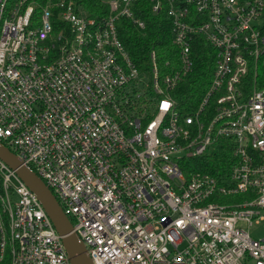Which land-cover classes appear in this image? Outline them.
<instances>
[{"label": "built area", "instance_id": "obj_1", "mask_svg": "<svg viewBox=\"0 0 264 264\" xmlns=\"http://www.w3.org/2000/svg\"><path fill=\"white\" fill-rule=\"evenodd\" d=\"M140 0H0V143L58 199L93 264H264V0H149L164 11L180 68L156 52L140 71L118 22L141 30ZM216 51L212 83L189 115L174 91L193 43ZM230 181L192 170L221 141ZM228 197L232 200L224 201ZM230 199V198H229ZM0 264H71L42 203L0 159Z\"/></svg>", "mask_w": 264, "mask_h": 264}, {"label": "trees", "instance_id": "obj_2", "mask_svg": "<svg viewBox=\"0 0 264 264\" xmlns=\"http://www.w3.org/2000/svg\"><path fill=\"white\" fill-rule=\"evenodd\" d=\"M39 1L44 4L46 0ZM79 1L96 18L106 16L109 12L108 6L102 3V0ZM136 13L146 23L144 30L139 29L126 18L118 22L120 39L133 63L140 71H149L150 55L155 51L162 73L178 70L180 68L178 49L172 44V26L166 13L164 11L153 13L149 0H140L136 5ZM192 56L193 71L173 93L177 108L184 115L191 114L199 106L210 88L216 68V51L204 39L197 38L194 41ZM254 81L258 89H264V68L258 70L257 78L254 72H250L247 85H254ZM190 162L192 170L209 173L221 184L227 185L238 159L234 156L232 143L224 140L214 145L203 156L194 158ZM229 200H232L231 197L224 201Z\"/></svg>", "mask_w": 264, "mask_h": 264}, {"label": "water", "instance_id": "obj_3", "mask_svg": "<svg viewBox=\"0 0 264 264\" xmlns=\"http://www.w3.org/2000/svg\"><path fill=\"white\" fill-rule=\"evenodd\" d=\"M0 159L16 172L20 179L37 196L54 227L63 238L71 264H93L83 242L73 232V224L64 213L58 199L45 182L8 147L0 143Z\"/></svg>", "mask_w": 264, "mask_h": 264}, {"label": "rangeland", "instance_id": "obj_4", "mask_svg": "<svg viewBox=\"0 0 264 264\" xmlns=\"http://www.w3.org/2000/svg\"><path fill=\"white\" fill-rule=\"evenodd\" d=\"M263 215H264V211H263ZM245 228L249 229L253 237H257V238L264 237V221L260 223H254L253 226L250 228L245 226Z\"/></svg>", "mask_w": 264, "mask_h": 264}]
</instances>
